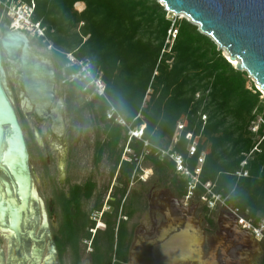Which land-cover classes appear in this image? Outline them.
<instances>
[{
  "label": "trees",
  "instance_id": "trees-1",
  "mask_svg": "<svg viewBox=\"0 0 264 264\" xmlns=\"http://www.w3.org/2000/svg\"><path fill=\"white\" fill-rule=\"evenodd\" d=\"M11 1L0 0L6 7ZM16 1L34 4L32 21L45 30L40 45L45 42L52 47L62 79L63 70L68 77L79 71L76 66L67 67L65 54L71 53L80 61L90 62L94 77L101 78L106 86L105 96H95L85 109L94 115L98 127L104 126L100 132L104 140L99 138L96 143L97 163L107 148L122 144L112 173V177L118 174L116 180L122 189L116 188L115 200L108 203L113 211L103 214L105 228L92 241V264H128L133 233L127 221L135 209L127 204L126 197L132 179H139L136 175L142 156L156 173L171 175L180 198L188 196L190 180H180L175 162L157 149L173 147L172 153L187 158L190 133L200 137L198 153L190 160L192 171L198 158L206 154L200 184L193 194L208 199L220 196L248 219L264 217V96L256 86L248 88L249 75L236 70L211 38L190 21L173 23L167 19V11L156 0ZM78 3L85 5L82 12L75 10ZM174 28L176 38L167 44ZM67 87L70 108L75 100L93 93L92 87L84 92L86 82L67 83ZM112 108L117 113L108 119ZM117 114L132 129L145 128L142 140L130 141L128 128L115 120ZM182 121L186 128L173 144ZM146 142L151 146L148 154ZM170 143L173 145L169 147ZM125 147L132 154L122 160ZM239 172L247 176L238 177ZM94 189L90 182L79 188L76 219L70 212L72 199L62 198L69 233L78 231L77 238L72 235L76 241L71 238L66 244L72 249L74 264H81L79 244L90 239L87 230L95 226L90 215L80 210L79 199H91ZM100 209L97 203L94 210Z\"/></svg>",
  "mask_w": 264,
  "mask_h": 264
},
{
  "label": "water",
  "instance_id": "water-1",
  "mask_svg": "<svg viewBox=\"0 0 264 264\" xmlns=\"http://www.w3.org/2000/svg\"><path fill=\"white\" fill-rule=\"evenodd\" d=\"M167 12L185 15L199 31L211 38L228 56L235 69L246 72L264 95V0H158ZM0 228L9 231L18 248L11 264H58L43 200L37 194L30 166V153L19 117L8 90L3 52L12 61L21 53L26 92L40 114L48 113L54 101L55 81L49 59L38 56L28 35L5 23L0 27ZM43 59V60H40ZM36 138L40 141L39 132ZM178 205V203L176 204ZM182 216V215H180ZM172 222L157 240L150 242L145 264H186L194 260L191 251L190 218ZM179 224L184 228L176 230ZM39 230V233H37ZM199 233H201L198 228ZM8 238V235L4 234ZM236 243V241H234ZM153 247V255L150 248ZM24 248L22 263L15 252ZM48 249L45 254V249ZM27 253V251H29ZM18 261V262H17ZM140 264V259H134ZM0 264L5 255L0 241Z\"/></svg>",
  "mask_w": 264,
  "mask_h": 264
},
{
  "label": "rangeland",
  "instance_id": "rangeland-1",
  "mask_svg": "<svg viewBox=\"0 0 264 264\" xmlns=\"http://www.w3.org/2000/svg\"><path fill=\"white\" fill-rule=\"evenodd\" d=\"M156 1L163 7L160 1ZM14 5L18 6L21 5V3L20 1L11 2L9 5L10 7L7 8L0 2V27L5 23H12L16 19ZM76 5L75 10L78 12H82L85 9L84 4L79 6ZM167 19L171 20L173 23L177 20L190 21L189 18L184 15L179 16L171 12H167ZM26 32V34L31 35L30 38L33 40V50L38 56L44 58L52 57L50 47L46 46V44L44 45L45 42L43 46H41L39 37L34 34L32 29H28ZM218 50L222 51V55L226 57V52L224 50H220L219 47ZM3 56L8 83L7 86L12 94L14 107L20 112L19 100L21 98V89L19 87V80L15 75L12 65L9 64L6 55L4 54ZM64 86L65 85L60 84L59 89L68 91V87ZM252 86H256V83L249 77L248 88ZM88 99L90 98L88 97ZM88 99L81 98L75 100L73 104H71L72 107H69L71 123L67 125L66 141H63L66 144H57L54 142L53 137H51L49 138L46 150L43 147L39 148L34 140V128L37 127L34 123V118L30 114H20L23 128L26 133H24L25 138L30 144V166L36 185L35 187L47 207L49 205L53 212L54 219L52 223L54 227V237L60 252L64 253L62 264H74L75 259L72 255V249L66 244L71 238L74 239L72 235H74L75 238L78 237V234H76L78 231L72 233V235L69 233L70 227H68L67 219L61 212L63 200L59 196L56 197L57 193L63 190L67 192L68 188L75 184L81 186L85 182L88 184L92 181L95 186L93 197L89 200L84 199L82 201V208L83 211L90 214L93 219L97 218V224H99V221L103 224L101 214L96 215L93 210L96 197H105L106 205L107 202L112 200L116 188L122 189V186L116 180L118 174L112 177L117 153L119 154L122 144L116 149L107 148L101 161L99 163L96 162V143L99 141V138L100 141L104 140V136L100 134L104 126L100 125L98 127L95 124L94 115L85 109L87 103L90 102ZM75 111L81 114H74L76 113ZM257 129L258 127L253 129V131H257ZM43 132L45 133L46 130H43ZM67 144L72 148L71 161L73 166L70 171V181H68L70 183L64 186L63 184H59L58 178L60 175V163L64 159L66 160V152L63 150L67 147ZM172 145L170 143L169 147ZM165 151L166 150H163V152ZM131 154L132 153H129L125 147L121 159H128ZM139 169V173L136 175L139 179H132L126 197L127 204L132 205L135 209L134 216L127 221L128 230L133 233L132 237L134 238L132 242H135L134 244L139 242V239L144 241L157 240L164 228H167L172 222L178 221L176 216H178L179 211H181L183 216L178 218L180 219V223L186 224V218H190L191 222L199 226L200 230L204 233L206 240L203 249L206 257L214 251L220 239H225L230 241L227 243L232 244L229 254L233 259L236 260L241 254L246 253L244 248L247 247L252 251L250 254L252 262L250 263L262 264L264 258V237L254 231L255 229H262L264 226V217H257L258 221L255 219H248L239 209H235L229 205L227 200L220 196L208 199L205 197L198 198L196 194H188L185 198H180L177 191L174 190L171 175L165 177L166 175L156 173L151 162L143 160L142 158L139 161ZM179 179L182 180L183 178L181 179L179 176ZM56 202L58 203L56 204ZM177 203L178 205H176ZM105 205L103 209L110 212L113 211L112 208ZM171 214H174V216L169 217L168 215ZM240 217L249 220L253 227L246 230L244 228L242 229L243 226L239 224ZM124 220H127L126 217ZM210 222H212L213 225L210 224ZM233 222L236 223V225H234ZM104 228L105 227H102V229ZM247 231H249V233ZM91 232L93 235L95 234V230ZM240 232L243 234L241 235ZM245 232L248 233L247 237H245ZM79 235L83 236L82 233ZM74 240L76 241V239ZM234 241H236V243ZM256 246L260 249L259 255L254 254ZM80 250L81 264H92L91 254L93 251L91 242L87 243L83 241ZM219 260L221 264H223L221 255L219 256ZM129 264L131 263L129 262Z\"/></svg>",
  "mask_w": 264,
  "mask_h": 264
},
{
  "label": "flooded vegetation",
  "instance_id": "flooded-vegetation-1",
  "mask_svg": "<svg viewBox=\"0 0 264 264\" xmlns=\"http://www.w3.org/2000/svg\"><path fill=\"white\" fill-rule=\"evenodd\" d=\"M9 24L11 25V23H9ZM3 25H5V24H3ZM25 33H27V32H25ZM0 35L2 36V30L0 31ZM27 35L29 37V40L31 42V47H32V50H33V40L30 38V36H31L30 34H27ZM50 50L52 51V49H50ZM3 55H4V52H3ZM46 59H49L51 61V65L53 66L54 81H55L54 101H53L52 106L50 107L48 113H43V114H40L39 115V113L37 112L36 106L33 105L32 100L28 96V94L26 92V89H25V85H24V83H25V81H24V74H23L22 69H21L22 68L21 53L18 54L17 57L14 60H12V61H10L7 58L9 64L12 65L13 70L15 72V75L17 76V78L19 80V85H20L19 87L21 89V98L19 100L20 101V110L21 111L18 112V110L16 109V107H14V108H15V110L17 112V115H18V117L20 119V123H21L22 129H23V131L25 133V130L23 128V124H22V121H21V115L20 114H30L34 118V123L37 126L36 128H34V133H33L34 134V138H35L34 140L36 141V145L39 148L43 147L45 150H46V147H48L49 138H51V137H53L54 142L57 143V144H61V143L63 145L66 144L63 141H66L65 140V136H66V132H67V129H68L67 128V125H69L71 123L70 122L71 121V117H69L70 116V112H69V102H68V97H69L68 95H69V93H68V91H65L63 89H59L60 88V84L67 86V83H64V80L61 78L60 73H59V70H58V68L56 66V63L54 62L53 57H48ZM40 60H43V59H40ZM13 105H14V101H13ZM74 114H76V113H74ZM43 130H46V132L44 133ZM36 131L39 132L40 141L42 142V145H40L39 140L35 136ZM26 142H27V145H28L29 153H30V150H31L30 149V144H29V141L27 139H26ZM71 149H72L71 146L67 144V147H65V149L63 150L64 152H66V160L64 159L60 163V175H59L58 180H59V184L60 185L63 184L64 186H66L67 184L70 183L68 181H70L69 180L70 171H71V167L73 166V163L71 161V153H72V150ZM90 183L93 184L92 181ZM86 185H87V182H85L81 186L75 184L73 186H70L68 188V191L67 192H64V190H63V191H61V192L59 191L57 193V196L56 197L59 196L60 198L66 197L68 199L69 198L72 199L73 202H72V205L70 206V212L72 214V218L73 219H76L77 218V212H76L77 211V203L75 201V199L77 197L76 196L77 195V192L79 191V188L80 187H84ZM36 190H37V188H36ZM37 194L39 195L38 191H37ZM39 197H40V195H39ZM92 197H93V195H92ZM92 197H91V199H92ZM84 199H86L84 196H82L79 199L80 200L79 207H80V210H82V211H83L82 201ZM114 200L115 199L112 198V201H114ZM43 202H44V200H43ZM57 203L58 202H56V204ZM97 203L101 205L100 211H95L94 210V207H93V210H94V212H95L96 215L101 214V219L103 220V214L106 213V212H110V211H106L105 209H103V207L105 205V197H102V196L99 197V196H97L96 197V202L94 203V206ZM108 203L109 202H107L106 205L109 206ZM44 205H45V209L47 211L48 217H49V224H50L52 236H53V239H54V242H55V245H56V248H57V252H58V264H62V259H63L64 253H61L60 252V250L58 248V245L56 243L55 237H54V231H53L54 230V227H53V223H52V221L54 219L53 218V212L51 211L49 205L47 207V205H46L45 202H44ZM61 212L65 216L63 207L61 208ZM84 213H86V212H84ZM88 215H90V214H88ZM180 215L183 216V213L181 211H179L178 217H180ZM64 216H63V218H64ZM90 217H91V215H90ZM91 220H92V222L93 221L95 222V226L93 228H89L87 230L89 233H91V237H90V239H83L80 242L79 246H81V243L83 241L84 242L86 241L87 243L88 242H91V246H92V241L94 240V237H96L98 231L101 230L102 227H105L103 221H102L103 224L101 223V221H99V224H97V222H98L97 221V218L93 219L91 217ZM94 230H95V234L93 235L91 231H94ZM37 233H39V230H38ZM4 234L5 235L7 234L8 235V238L5 237ZM86 236L87 235L85 234L84 237H86ZM133 238L134 237H132V239ZM0 241H1L2 251H3L4 255H5V264H11L12 251H13L14 248H18L17 245H14L16 243L15 238H14V236L9 231H5V230H3V229L0 228ZM153 241L154 240H152V241H144V240H141V241L137 242L136 244H134L135 242L133 243L131 241V244H130V247H129V251H128V264H129V262L131 264H135L134 259L135 260L136 259L137 260L140 259V264H145L143 262V259L142 258H145L146 257V255H147L146 248H148L150 242H153ZM47 250L48 249L46 248L45 249V254H47V252H48ZM92 251H93V247H92ZM25 252L26 251L24 250V248H22L21 250H18V251L15 252L16 254L19 255V258H20L19 261H21V263H22V259L24 257L23 255H25ZM29 252H30V250L27 251V253H29ZM150 252L153 255V247L150 248ZM12 264H14V261H12ZM25 264H27V263H25ZM223 264H225V263H223Z\"/></svg>",
  "mask_w": 264,
  "mask_h": 264
},
{
  "label": "built area",
  "instance_id": "built-area-1",
  "mask_svg": "<svg viewBox=\"0 0 264 264\" xmlns=\"http://www.w3.org/2000/svg\"><path fill=\"white\" fill-rule=\"evenodd\" d=\"M13 2V0L11 1ZM6 7V6H5ZM10 7V6H9ZM8 8V7H7ZM34 4H32L31 6L29 5H14V9H15V20H20L22 27L17 28L15 27L14 23H11L12 27H15L18 30H21L23 32H26V30L28 29H32L34 31V34L36 36H38L39 38H44L45 37V30L41 27V25L38 24H34L32 21V15L34 12ZM14 20V22H15ZM177 35V31L172 29L169 32V38L167 40V44H172L173 40L175 39ZM50 49H52V47H50ZM67 60H68V65L67 67H73L76 66L79 68V71L73 75H71L70 77H68L66 75L65 70H63V77H64V83H75V82H86L87 83V87L84 89V92L87 91V89L89 87L93 88V93L91 95H89L88 97L90 99H88V101H92L93 98L95 96H105L106 93V86L104 84V82L102 81L101 78H97L94 77L93 73H92V69H91V64L90 62L87 61H80L78 60L73 54L68 53L65 54ZM199 98V95H198ZM116 110L114 108H112V110L109 112L108 114V119H112L113 115L116 114ZM116 122L120 125H122L123 127L128 128V132L130 135V141L134 138L137 140H142V136H143V132H144V127H142L141 129H132L125 121V119L121 116L117 114V118L115 119ZM203 122H206V117L203 116L202 117ZM186 128V122L182 121L178 124L177 127V131L176 134L173 138V143L175 144L176 142H178L180 135L182 134V132L185 130ZM188 141H189V145L187 148V152H188V157L185 158L182 155H179L177 153H172V148L171 147L168 151L163 152V150L161 149H157L159 153H163L162 156L163 157H170L171 160H173L175 162L176 165V172L177 174L183 178V179H189L190 183H189V195H192L194 193V191L197 188V185L200 184V175L202 172V168L205 162V153H203L199 158H198V164L197 167L194 169V171L191 170V165H190V160H192V158H194L197 153H198V146H199V142H200V137L196 136L194 133H190L188 134L187 137ZM150 144L149 143H145V149H146V154L149 153L150 150ZM129 153L131 152L130 150H128ZM151 151V150H150ZM143 159V156L141 157ZM246 165V163L242 164V167H244ZM238 177H242V176H247V173H243V172H239ZM210 184H207L205 186L206 189H209ZM216 198V196H213ZM239 224L242 225L244 227V229H251L253 226L251 224V222L243 217L239 218ZM254 230V228H253ZM261 230V231H260ZM255 229V233H259L261 236L264 237L263 233H264V226L262 227V229Z\"/></svg>",
  "mask_w": 264,
  "mask_h": 264
},
{
  "label": "bare ground",
  "instance_id": "bare-ground-1",
  "mask_svg": "<svg viewBox=\"0 0 264 264\" xmlns=\"http://www.w3.org/2000/svg\"><path fill=\"white\" fill-rule=\"evenodd\" d=\"M81 4L82 3H78L76 6H79ZM185 17H187V16H185ZM13 23H14L15 27H17V28L22 27L20 20H15V22H13ZM226 56H228V54H226ZM232 64L234 66L237 65L236 62H233ZM6 83H7V79H6ZM8 90H9V88H8ZM168 216L173 217L174 214H171ZM233 224L236 225V223H234V222H233ZM169 228H170L169 231H171L173 226L169 225ZM181 228H184V225L179 224L178 227H176V230L177 229L180 230ZM198 228H199V226H197L193 222V224L191 225V228H190L191 230H190L189 236H190V240H191V248L190 249L192 251V255L194 256V260H191V261L187 262L186 264H221V261L219 260L220 255L222 256V262L225 264H236V263L237 264H251L250 262H252V259H251L250 254L252 253V251L249 248L245 247L244 249L246 250V253L241 254V256L237 260H235L229 254L231 247H232V244L227 243L230 241L225 240V239H220V241L217 243L214 251L209 256L206 257L205 253H204V249H203L206 238L204 237V233L201 230H200L201 233H199ZM235 228H236V226H235ZM243 228L244 227H242V229ZM247 232L249 233V231H247ZM247 232H245V234H246L245 237H247V234H248ZM240 234L242 235L243 233L240 232ZM244 240H245V238H244ZM139 241H141V239H139ZM146 249L149 250V247ZM254 254H258V255L260 254V249L257 246L255 247ZM246 256H247V258H246Z\"/></svg>",
  "mask_w": 264,
  "mask_h": 264
},
{
  "label": "clouds",
  "instance_id": "clouds-1",
  "mask_svg": "<svg viewBox=\"0 0 264 264\" xmlns=\"http://www.w3.org/2000/svg\"><path fill=\"white\" fill-rule=\"evenodd\" d=\"M234 66V65H233ZM235 67V66H234ZM257 89L259 90L258 86L256 85ZM260 91V90H259ZM261 92V91H260ZM262 93V92H261ZM263 94V93H262ZM264 96V95H263Z\"/></svg>",
  "mask_w": 264,
  "mask_h": 264
}]
</instances>
